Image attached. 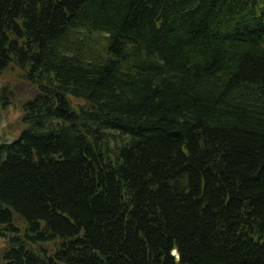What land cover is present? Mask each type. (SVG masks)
<instances>
[{
    "label": "trees",
    "instance_id": "trees-1",
    "mask_svg": "<svg viewBox=\"0 0 264 264\" xmlns=\"http://www.w3.org/2000/svg\"><path fill=\"white\" fill-rule=\"evenodd\" d=\"M10 69L0 264H264V0H0Z\"/></svg>",
    "mask_w": 264,
    "mask_h": 264
},
{
    "label": "rangeland",
    "instance_id": "rangeland-1",
    "mask_svg": "<svg viewBox=\"0 0 264 264\" xmlns=\"http://www.w3.org/2000/svg\"><path fill=\"white\" fill-rule=\"evenodd\" d=\"M36 94V88L27 83L21 77V71L10 69L0 74V97L4 95L9 102L6 110L8 124L5 130L7 137L16 138L23 129L21 122L23 116V105ZM81 104L79 101H75ZM8 247V241L0 239V262L3 253Z\"/></svg>",
    "mask_w": 264,
    "mask_h": 264
},
{
    "label": "water",
    "instance_id": "water-1",
    "mask_svg": "<svg viewBox=\"0 0 264 264\" xmlns=\"http://www.w3.org/2000/svg\"><path fill=\"white\" fill-rule=\"evenodd\" d=\"M8 117L4 109L0 107V144H11L16 141V138L4 137L3 130L7 127ZM172 255L179 259V254L177 250L172 251Z\"/></svg>",
    "mask_w": 264,
    "mask_h": 264
},
{
    "label": "flooded vegetation",
    "instance_id": "flooded-vegetation-1",
    "mask_svg": "<svg viewBox=\"0 0 264 264\" xmlns=\"http://www.w3.org/2000/svg\"><path fill=\"white\" fill-rule=\"evenodd\" d=\"M0 98L3 99L4 101H6V97L4 95H1Z\"/></svg>",
    "mask_w": 264,
    "mask_h": 264
}]
</instances>
